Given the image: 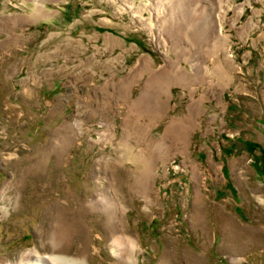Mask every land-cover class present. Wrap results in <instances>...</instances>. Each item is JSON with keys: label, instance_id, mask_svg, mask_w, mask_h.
I'll return each mask as SVG.
<instances>
[{"label": "rangeland", "instance_id": "1", "mask_svg": "<svg viewBox=\"0 0 264 264\" xmlns=\"http://www.w3.org/2000/svg\"><path fill=\"white\" fill-rule=\"evenodd\" d=\"M29 252L264 264V0H0V264Z\"/></svg>", "mask_w": 264, "mask_h": 264}, {"label": "bare ground", "instance_id": "2", "mask_svg": "<svg viewBox=\"0 0 264 264\" xmlns=\"http://www.w3.org/2000/svg\"><path fill=\"white\" fill-rule=\"evenodd\" d=\"M38 14H39V12L35 13L33 16H36ZM172 37L175 39L176 42H180L181 41L180 38L177 37L173 33H172ZM176 53L179 54L178 57H180L182 54H184V50L183 51H176ZM172 70H171V76L174 75V79L171 78L170 74L167 73L166 69H164V68L160 69V71H158L156 74L152 75L148 79V83L145 84V85L146 86H152V92L151 93H148L147 92V96L148 97L149 96H154V98H157V99H159L161 101L162 94L166 90L164 88L165 86H167V85H169L171 83L181 82V80H182V77H181V74L182 73H181V71H177V70L174 69L175 72L172 73L174 71V70L173 71ZM163 75L165 77L169 78L168 79V82H167V85H166V78H165V80H162V78H161V76H163ZM144 94H145V92H142L140 96H142ZM170 126L173 127V130H171V133L172 134H175L176 136L178 134L181 136V133L182 132H185L189 128V125L188 124H186V123L183 124L182 122H176L175 123V122H172L171 121ZM183 135L184 134H182V136ZM179 139H180V137H179ZM160 146L161 147L163 146V144L161 142L157 145V148H160ZM144 163H146V164L148 163L149 166L151 164V162H144ZM149 174H150L149 171H146L145 169H143V170L140 171V174H139L140 177H139V179H140V181L143 184H145L147 182V179H149V177H150ZM113 239H114V243H116L117 245H119L117 241H119V243H120V241H121L122 238H120V236L116 235L115 237H113ZM128 241H129L130 248L133 250L134 247H135V241L133 239H131V238H128ZM126 248H127V246H124V249L122 248L121 250H119V253L118 254H119L120 257L123 258V256H125V254L127 253V252H125ZM26 259H27V261H22L21 263L22 264H37V263H40V264H77V263H73V261H70L68 263L67 262H64V261H62V259H60L59 257H56V256L39 257L35 253H30V252H29V255L26 256Z\"/></svg>", "mask_w": 264, "mask_h": 264}, {"label": "crops", "instance_id": "3", "mask_svg": "<svg viewBox=\"0 0 264 264\" xmlns=\"http://www.w3.org/2000/svg\"><path fill=\"white\" fill-rule=\"evenodd\" d=\"M36 6H37V5H36ZM35 9H37V10H38L39 8H38V7H36ZM61 9H62V8H61ZM40 15H41V13H40ZM40 15H38V16H35L34 18H35V19H38V17H40ZM105 39H106V40H107V39H110V40H111V39H112V37H111V38H109L108 36H105ZM111 41H112V40H111ZM113 43H114V42H113ZM114 44H115V43H114ZM119 44H121V43H119ZM119 44H117V45H119ZM107 46H109V47H111V48H115V46H114L113 44H109V45L107 44ZM123 46H124V45H123ZM124 47H125V46H124Z\"/></svg>", "mask_w": 264, "mask_h": 264}, {"label": "trees", "instance_id": "4", "mask_svg": "<svg viewBox=\"0 0 264 264\" xmlns=\"http://www.w3.org/2000/svg\"><path fill=\"white\" fill-rule=\"evenodd\" d=\"M248 145H247V147L250 149V150H252V149H254L255 148V145L253 144V143H247Z\"/></svg>", "mask_w": 264, "mask_h": 264}, {"label": "water", "instance_id": "5", "mask_svg": "<svg viewBox=\"0 0 264 264\" xmlns=\"http://www.w3.org/2000/svg\"><path fill=\"white\" fill-rule=\"evenodd\" d=\"M62 9H64V7H62Z\"/></svg>", "mask_w": 264, "mask_h": 264}]
</instances>
